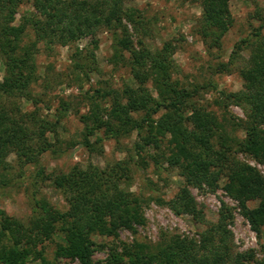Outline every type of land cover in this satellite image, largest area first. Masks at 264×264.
<instances>
[{
	"label": "trees",
	"instance_id": "16d2710c",
	"mask_svg": "<svg viewBox=\"0 0 264 264\" xmlns=\"http://www.w3.org/2000/svg\"><path fill=\"white\" fill-rule=\"evenodd\" d=\"M131 1L0 0V60L3 65L0 98L26 96L29 99V87L37 77L34 55L39 44L66 46L82 37L91 38L100 31L110 33L111 48L115 55L126 54L136 87L126 96L123 105L117 96L112 98L107 110L92 105L88 115L80 118L84 128L78 145L95 152L89 139L96 131L117 137L140 130L146 123V136L140 139V146L135 143L140 151L152 142V136L165 138L168 159L181 165L180 175L187 183H197V186L202 183L214 190L220 177H224L223 191L241 205L243 217L257 233L264 225V178L255 168L228 156L224 139L219 148L215 147L212 140V129L217 126L214 117L192 105L186 90L168 83L172 70L170 54H152L140 42L138 49L133 48L122 23L123 19L130 21L132 14L137 15V10L125 7ZM189 1L200 6L201 25L208 32L206 36L210 43L220 46L221 38L232 24L228 0ZM26 4L35 5L37 12L22 11L18 25L12 26L13 16ZM261 28L259 26L233 47L230 62L239 51L245 49L248 52L246 64L237 68L242 80L241 89L226 93L212 87L218 98L246 108V121L240 126L244 141L238 150L258 162L264 161V35L260 33ZM28 33L31 40L24 42ZM88 55L94 59L91 53ZM72 63L75 69H82L81 64L74 60ZM148 82L155 84L160 100L152 99L144 89ZM67 107L61 104L59 109L64 113ZM187 107L190 112L185 115ZM138 111L143 112L139 121L130 115ZM160 111L156 120H152V116ZM103 113H106L105 120ZM31 121L37 122L34 129L30 127ZM41 125L53 133L54 123L37 120L35 112L21 113L17 107L7 108L0 102V186L10 183L11 179L1 173L10 169L6 157L15 153L19 157L17 177H23L22 169L31 166V186L35 187L29 201L30 215L25 223L0 211V264H25L27 259L51 264L45 257L43 245L51 242L55 234L61 238V242L54 245L55 258L92 264L94 243L90 236L115 238L120 229L133 234L134 226L143 223L140 200L120 188L116 166L99 169L88 165L73 167L69 174L53 178L45 175L40 156L48 149L42 146L45 139ZM45 180H50L63 195L64 211L35 196L38 193L36 186ZM250 201H256L257 205L248 209L245 204ZM169 208L175 215L185 214L204 227L197 239L165 237L152 247L137 242L130 246L122 244L120 253H115L116 247L112 246L113 254L106 261L120 263L125 259L128 264H245L253 261L251 251L233 250L225 216L219 214L217 222H207L186 187L177 190Z\"/></svg>",
	"mask_w": 264,
	"mask_h": 264
},
{
	"label": "rangeland",
	"instance_id": "374dc122",
	"mask_svg": "<svg viewBox=\"0 0 264 264\" xmlns=\"http://www.w3.org/2000/svg\"><path fill=\"white\" fill-rule=\"evenodd\" d=\"M125 7L137 10V15L132 14L130 21L122 20L133 48L138 49L140 42L152 54H170L172 70L168 83L186 90L190 94L189 102L192 105L214 117L217 126L212 129V140L215 147L219 148L220 141L224 139L229 150L228 156L255 168L264 178V161H255L238 150L244 141V132L240 126L246 121V108L231 104L225 98H218V93L212 88L215 86L217 91L226 93L241 89L242 80L237 68L246 64L248 52L243 49L234 54L233 62H230V57L234 45L247 39L259 26L262 27L260 33L264 35V0H228L232 24L218 47L213 46L206 36L208 32L201 25L202 11L195 2L133 0ZM24 10L37 12L33 4L21 6L18 14L13 16L12 26L18 25L19 14ZM29 40L30 33L24 42ZM36 48L34 62L37 77L29 87V99L26 96L2 97L0 102L6 104L7 108L17 107L21 113L35 112L37 120L55 124L53 133L41 125L45 139L42 146L48 149L40 156L44 174L53 178L69 174L73 167L84 168L91 165L106 169L116 166L114 169H119L120 188L140 200L139 211L143 223L134 226L133 234L120 229L115 238L90 236L94 243L92 264H128L125 259L120 263L106 261L113 254L112 246L116 247L115 253H120L122 244L130 246L137 242L152 247L165 237L175 240L197 239V234L204 227L185 214L175 215L169 208V202L181 187H186L190 192L207 222H217L219 214L225 216L224 223L230 232L233 250L240 253L251 251L253 254V261L245 264H264V225L257 233L250 229L243 217L241 205L223 191L224 177H220L214 190L202 183H198V186L197 183H187L180 175L181 165L168 159L165 138L152 136V142L140 151L135 143L140 146V139L146 136V123L140 130H131L117 137L105 136L102 131H96L95 136L89 139L95 152L78 145L84 128L80 118L88 115L90 107L98 105L107 110L114 96L123 105L126 96L136 87L126 54L115 55L111 48L110 33L100 31L91 38L82 37L66 46L45 47L39 44ZM73 60L82 65L81 70L74 68ZM2 77L3 65L0 60V82ZM154 85L148 82L144 89L152 99L160 100ZM61 104L68 106L64 113L59 109ZM161 112L152 116V120H156ZM189 112L187 107L184 113L188 115ZM105 114L103 113V120ZM130 115L139 121L143 112H133ZM36 125L37 122L31 121L32 129ZM95 140L98 143H94ZM6 162L10 169L1 174L11 180L9 185L0 186V211L7 217L25 223L30 215L29 201L35 191L30 178L33 170L31 166H25L22 169L23 177L18 178V155L10 153ZM36 187L37 198H43L53 207L64 211V197L50 180H45ZM256 205V201H250L245 207L251 209ZM55 242H61L57 234L51 242L43 245L45 257L51 264H78L76 260L55 258ZM25 264L39 262L27 259Z\"/></svg>",
	"mask_w": 264,
	"mask_h": 264
}]
</instances>
